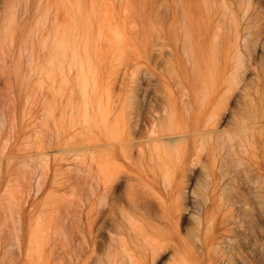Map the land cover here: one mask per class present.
Here are the masks:
<instances>
[{"label":"bare ground","instance_id":"obj_1","mask_svg":"<svg viewBox=\"0 0 264 264\" xmlns=\"http://www.w3.org/2000/svg\"><path fill=\"white\" fill-rule=\"evenodd\" d=\"M61 1L63 0H0V61L2 63L6 62L9 56L6 50H14L15 43L19 40L16 29L20 25V20L29 22L33 19L38 20L40 25L47 26L46 33L41 36V42L46 47V51L43 50L42 54L44 55L45 52V55L50 56L48 63L51 68L57 63V65L63 64V57L70 49L76 72L75 70L72 72V68L70 71L77 73V77L81 75L84 62L81 60V65L79 38L80 29L87 23V19L81 13L80 7L86 0H71L73 8L67 9L73 21L70 28L76 30L77 34L63 29L66 32L62 33L60 29L68 22ZM228 1L172 0L171 5L173 4V9H176V32H172L176 55L166 58L163 70L171 76L169 77L173 80V84L170 85L169 80L165 83L155 82L152 89L147 91L148 101L143 104L136 101V93L131 94L130 100L124 102L125 105L122 106L113 103L114 105L104 107L98 101L94 143L98 180L96 179L95 191L97 200L93 202L96 209V220H94L97 240L94 244L97 255L91 251L96 255V260L92 259L95 256L92 258L89 256L90 259L95 260V264H107V262L120 264L119 260L114 258L117 257V252V255L112 256L113 251L119 247L125 252L122 258L131 264H157L166 256L168 258L166 264H264V123L262 134L256 126L263 122L257 119V114L261 113L264 118V106L253 105L252 100L240 102L239 105H231L230 102L236 99L234 94L236 89L243 90L241 82L245 71L249 68L251 48L257 46V43H248L243 39L239 26L241 17L249 11L253 0H233L230 1L231 3ZM101 2L105 3L103 6L105 7L109 0L106 2L101 0ZM164 2L166 0H155V18L158 22L163 19L161 7H164ZM215 4L224 9L223 17L220 19L223 22L218 23L217 28L208 31L207 13ZM177 5L182 10L187 6L188 10L179 14ZM124 7H127V10L129 6ZM104 9L106 11L108 8ZM143 9L140 10L144 14ZM107 12L104 13L108 18L112 16V13L109 16V9ZM134 12L136 10L132 13ZM127 15L129 16V13ZM102 19L100 24L105 21ZM144 22L146 23V20ZM109 23H112L111 19ZM34 25L35 23L29 26ZM32 29L34 28H31V31ZM108 33L111 32L107 30ZM115 33L114 38L117 37L118 40L120 37L119 42H116L120 44L122 40L121 44L124 45L123 35L122 39L119 31ZM133 35L138 37L137 40L140 37L137 32ZM105 36L107 37L106 34ZM101 37L103 38V34L100 35ZM86 42L85 40L84 47L88 48ZM130 47L129 45L128 48ZM18 53L22 54L23 50ZM83 55L89 57L88 50L84 51ZM8 59L10 60V57ZM25 60L28 63L25 65L31 71L30 66L34 63L32 55ZM89 61L86 60L88 63ZM138 62L137 60L135 63ZM9 63L3 64L9 65ZM145 63L144 65L148 67L151 64L148 60ZM13 65H15L14 69L20 68L19 61L14 62ZM88 66L90 70H94V67L90 68L92 65ZM88 66L86 63V67ZM56 67L54 69H57ZM162 68L161 66V70ZM60 69L62 68L59 67V72L50 69L51 75L55 71L57 77L59 75L57 72L62 73ZM30 71L26 72L27 76ZM87 73L91 72L87 71ZM75 74L73 77L76 78ZM132 74H135V70ZM61 76H58L60 83L63 82ZM78 79L79 77L76 78L77 83ZM65 82L63 87L67 86ZM81 84L84 86V81ZM82 86L80 87H86L84 89L88 90V86ZM79 90L84 92L83 89ZM85 92L87 93L83 94L88 96V91ZM85 104L87 105L88 102ZM14 112L15 110H11L10 114ZM48 112L51 114L50 111ZM83 112L90 117L89 110ZM109 114L113 115L109 116ZM2 124H5V121ZM5 140L10 143L7 137ZM1 149L4 154V149ZM245 156L248 158L246 159ZM43 157L47 158L45 154ZM93 205H90L91 211ZM88 214L89 220L92 216ZM105 229L108 238L107 256L104 254ZM64 231L67 232L63 230L62 234L71 239L72 235L68 237V232ZM42 232L44 233L41 230V234L46 236L47 231L44 234ZM49 234L50 231L47 236ZM39 235L35 232L32 234L33 242L37 245L36 250L40 249L39 245L43 248L40 242L46 239ZM63 238L66 242V237ZM37 240H41L40 244ZM48 241L50 240H46ZM79 241L81 240L78 239V245L82 247L83 241L81 243ZM43 242L45 244V240ZM131 245L136 247L142 256L131 253L129 249ZM69 251L66 253L68 254ZM42 252L43 249L38 253ZM39 256L38 260H43L41 255ZM47 261L49 259L45 262ZM92 263L93 261H90L89 264Z\"/></svg>","mask_w":264,"mask_h":264},{"label":"rangeland","instance_id":"obj_2","mask_svg":"<svg viewBox=\"0 0 264 264\" xmlns=\"http://www.w3.org/2000/svg\"><path fill=\"white\" fill-rule=\"evenodd\" d=\"M70 1L63 0L60 2L68 20L60 29L62 33L68 31L77 34L76 30L73 31V28H70L73 24L72 15L69 16L70 12H67L68 8H73V2ZM104 1L106 2V0ZM126 1L128 4H126ZM230 1L233 0H229L228 3H231ZM62 2L65 5H62ZM91 3H93L92 6ZM164 3V7H161L163 19L158 22L155 18V0H109L105 7H103L105 3L103 2L102 4L101 0H86L80 7L81 13L87 19V23L80 29L79 45L80 56L87 55V52H85V55H83V52L88 50L89 57H91L87 59L89 57L81 56L80 63L82 65V62H84L82 65L84 69H81L82 76H78V83L76 81V78H78L76 76L77 73H72L74 70L76 72L75 64L71 58L73 55L72 50H67L68 53L63 57V64L59 63L62 66L57 65V63V67L54 64L57 69H54V66V68H51L48 63L50 56L45 55V52V57L42 54L43 50L46 51V47L41 42V36L46 33L47 26L40 25L37 22L38 20L32 19L29 22L26 20V23L20 20V25L16 29L19 40L17 39L14 50H6V54L9 55L8 57L5 56V58L7 57L6 62L9 63L10 61V66L3 64L6 63L4 61L3 63L0 61V144L3 147L2 149H4V154L3 151H0L3 154V156L0 155L2 156V159H0V161L2 160L0 162V165L2 164V167H0V264H35L36 262V264L40 262V264H55L58 260L61 261H58L57 264L61 262V264H89L90 261L95 264L97 253L94 243L97 240V234L95 230L96 209L93 202L97 200V192L95 193V191L97 190L98 169L94 143L97 131L96 113L98 101L104 107L115 103L122 106L125 105L127 100H130L131 94L136 93V101L143 104L148 101L147 91L152 89L155 82L164 81L165 83V81H170V85L173 84V80H170L171 76L166 74L163 69L166 58H172L176 55L174 33L172 34V32H176V9H173V4L171 5L172 0H166ZM108 4L109 6H107ZM127 5L130 8L128 7L126 10L127 7L124 6ZM135 7L136 9H134ZM104 8H108L110 11L109 16L112 13L113 17L110 16L111 18H108L106 15L108 14V9L105 11ZM131 8L134 11L136 10V12L132 13L133 10ZM176 8L177 10L179 9L177 11L179 14L188 10L187 6H184L185 9L183 8V10L178 5ZM140 9H143L144 14ZM73 10L71 11L72 14ZM104 12L107 13L105 14ZM102 13H104L105 17L104 15L101 16ZM128 13L129 16H126ZM207 14L209 18L207 22L208 31L217 28V24L223 22L220 19L223 17L224 9L218 4H215L213 9ZM101 19L105 20L102 24H100ZM110 19L113 24L109 23ZM132 20L133 23L137 22L134 23V26ZM145 20L146 23H143ZM33 23H35L34 26L36 28L29 26L33 25ZM136 24H138L137 28ZM112 25L116 26V28L115 26L113 27L117 32L121 33V37L123 35L124 45L121 44L122 40L120 44L118 43L120 37L118 40L117 37L114 38L116 31L114 32ZM144 25L146 29L143 28ZM239 26L243 39L248 43L255 42L257 46L251 48L252 54L248 63L249 68L245 71L241 82L243 90L236 89L234 93L236 94V99H232L230 102L231 105H239L240 102L244 103L252 100L253 105L264 106V0H253L249 11L245 13L244 17H241ZM31 28H34L32 29L33 32ZM37 30H39L38 34ZM107 30L111 33L113 32L112 35L111 33H108L110 34L108 35ZM133 32L139 34L138 40V37H134L135 35L133 34L135 33ZM30 33H32V36ZM102 34L103 38H100ZM20 36L22 37L20 38ZM23 36L25 37L23 38ZM109 38L112 39L109 40ZM85 40L88 42H86L88 48L84 47ZM70 45L72 44L70 43ZM129 45L131 46L130 48H128ZM141 45L143 46L141 47ZM242 45H244L243 41ZM21 49L23 50L22 54L18 53ZM25 52L27 53L25 54ZM128 52H131V54ZM28 54L32 55V62H34L31 64L32 67L30 66L32 68L31 71L26 66L28 63L25 59H28ZM146 56L148 57L146 58ZM9 57L10 60L8 59ZM41 57L46 58V60ZM64 58H66L65 61L67 62L64 61ZM42 60L43 64L46 63L44 66ZM86 60H90L89 63L91 64L86 62ZM137 60L139 62L135 63ZM146 60L151 63L149 67L144 65ZM17 61L20 62V68L14 69L15 65L13 63ZM86 63L87 66L92 65L90 68L94 67V70H90L89 66L86 67ZM159 66L160 68H158ZM161 66L163 67L162 70ZM59 67L65 72L60 69L62 73H58ZM50 69L52 71L57 70L58 76L63 75L61 76L62 83H60V79L58 80V76L55 77V71L51 75L52 71ZM70 69L73 71L71 72ZM28 70L30 74L27 76L26 72L29 73ZM96 70L97 72L95 73ZM134 70L135 74H132ZM87 71L91 73L88 74ZM74 74L76 78L73 77ZM92 77L94 79H91ZM73 78L74 80H72ZM54 80H56V83L53 84ZM82 81H84V86H88V90H85L86 87L82 86ZM64 82L67 88L62 86ZM79 89H83V93L88 91V96L79 92ZM81 93L84 95V99L83 95H80ZM85 98L87 101H83L86 100ZM85 102H88V106L84 105ZM83 108L85 111L89 110V119H87L86 112H83ZM10 109L15 110L12 113L13 116L10 114ZM112 115L109 114V116ZM257 115V119L263 121L260 125H256L258 127L257 130H260V134H262L264 118L261 113ZM3 121H5V124H2ZM10 127L12 128L10 129ZM6 137L10 143L5 140ZM43 154L47 158L43 157ZM11 155L12 157H10ZM245 158L247 159L248 157L245 156ZM245 167H248L247 162ZM120 189L119 192H121ZM91 204L93 205L92 211ZM87 214L92 216L90 217L91 220H88L89 216ZM41 230L44 233L47 231V234L50 231L49 237L46 233V236L42 235ZM63 230L68 232L64 231L68 234V237L72 235L71 239L67 238L66 234V236H64V233L62 234ZM34 232L39 236L46 237L45 239L41 236V238H44L45 244L44 240H42L40 243L43 248L39 245L40 249H37L38 252L43 249L42 253L37 252L43 259L40 261L38 260L40 256L36 255V242H33L32 234ZM104 233V238H106L104 240V254L107 256L108 238L106 229ZM63 237H66V242ZM67 239L71 242L69 243ZM78 239L81 242L83 241L82 243L79 241L83 244L82 247L80 244L78 245ZM46 240L50 241L46 242ZM37 241L39 243L41 240ZM117 249L113 251L112 256L118 254L117 257H114L119 260L118 263L131 264L122 258L125 255L122 248L119 247ZM129 249L134 255L142 256V253L136 247L131 245ZM66 251H69L68 254L71 256ZM72 251L76 252L77 255ZM91 251L96 255H93L94 253ZM89 256L91 258L95 256L92 258L95 260L90 259ZM48 259L51 262L47 261L46 263L45 261ZM166 263H168L167 256L157 264ZM107 264L114 263L107 262Z\"/></svg>","mask_w":264,"mask_h":264}]
</instances>
